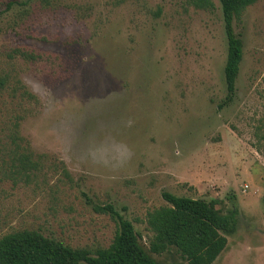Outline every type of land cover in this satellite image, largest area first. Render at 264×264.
<instances>
[{"label": "rangeland", "instance_id": "1", "mask_svg": "<svg viewBox=\"0 0 264 264\" xmlns=\"http://www.w3.org/2000/svg\"><path fill=\"white\" fill-rule=\"evenodd\" d=\"M191 2L0 0V74L14 71L39 99L24 112L0 98V239L28 229L108 248L117 213L149 252L148 214L170 192L238 210L214 264H264V0L234 21L244 58L229 105L221 3ZM18 114L26 169L4 132ZM151 255L188 264L175 249Z\"/></svg>", "mask_w": 264, "mask_h": 264}, {"label": "trees", "instance_id": "2", "mask_svg": "<svg viewBox=\"0 0 264 264\" xmlns=\"http://www.w3.org/2000/svg\"><path fill=\"white\" fill-rule=\"evenodd\" d=\"M228 40V54L224 68L227 95L225 105L231 104L236 97L237 81L244 58V41L234 31V21L242 20L246 10L260 0H219ZM197 9L212 11V0H192ZM16 1L7 3L12 9ZM15 55L35 61L39 56L15 49ZM6 96V98H4ZM0 98L3 104L16 106L25 112L29 104L39 103L19 75L14 71L0 74ZM29 112V109H28ZM25 115L12 116L5 122L4 132L9 141V150L16 161L27 168L32 165L30 143L21 134V121ZM167 202L148 214V226L154 237L149 252L143 247L134 225L115 214L119 219V229L108 248L91 249L72 247L45 236L37 230H19L4 235L0 239V264H161L151 254L161 255L175 249L188 264H214L228 246V237L233 236L238 226V210L223 213L217 208V201H206L180 197L164 192ZM103 211L113 212L108 205Z\"/></svg>", "mask_w": 264, "mask_h": 264}]
</instances>
